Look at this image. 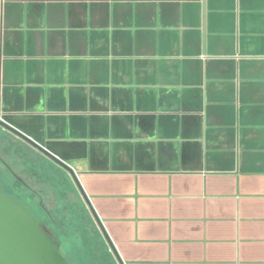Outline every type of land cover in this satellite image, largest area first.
I'll list each match as a JSON object with an SVG mask.
<instances>
[{
	"label": "crops",
	"instance_id": "obj_1",
	"mask_svg": "<svg viewBox=\"0 0 264 264\" xmlns=\"http://www.w3.org/2000/svg\"><path fill=\"white\" fill-rule=\"evenodd\" d=\"M0 118L123 264H264V0H0Z\"/></svg>",
	"mask_w": 264,
	"mask_h": 264
},
{
	"label": "rangeland",
	"instance_id": "obj_2",
	"mask_svg": "<svg viewBox=\"0 0 264 264\" xmlns=\"http://www.w3.org/2000/svg\"><path fill=\"white\" fill-rule=\"evenodd\" d=\"M0 184L53 236L72 264H116L71 176L1 130Z\"/></svg>",
	"mask_w": 264,
	"mask_h": 264
},
{
	"label": "water",
	"instance_id": "obj_3",
	"mask_svg": "<svg viewBox=\"0 0 264 264\" xmlns=\"http://www.w3.org/2000/svg\"><path fill=\"white\" fill-rule=\"evenodd\" d=\"M0 127L19 137L69 173L87 204L99 230L114 254L118 264H123L106 234L101 221L84 195L75 172L42 147L6 124L0 118ZM0 264H70L40 222L16 197L6 195L0 184Z\"/></svg>",
	"mask_w": 264,
	"mask_h": 264
},
{
	"label": "trees",
	"instance_id": "obj_4",
	"mask_svg": "<svg viewBox=\"0 0 264 264\" xmlns=\"http://www.w3.org/2000/svg\"><path fill=\"white\" fill-rule=\"evenodd\" d=\"M3 191H4V189H3ZM5 193V192H4ZM6 195H8V194H6ZM10 196V195H9ZM60 247V246H59ZM60 249H61V252L63 253V255L67 258V260H68V262H70V264H72V262L70 261V259L68 258V256L66 255V253L64 252V250L60 247Z\"/></svg>",
	"mask_w": 264,
	"mask_h": 264
}]
</instances>
